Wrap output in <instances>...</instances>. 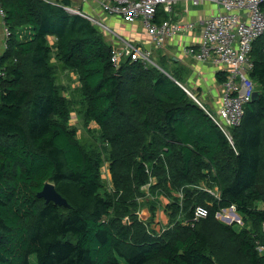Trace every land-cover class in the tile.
Instances as JSON below:
<instances>
[{
    "label": "trees",
    "instance_id": "obj_1",
    "mask_svg": "<svg viewBox=\"0 0 264 264\" xmlns=\"http://www.w3.org/2000/svg\"><path fill=\"white\" fill-rule=\"evenodd\" d=\"M70 4L0 0L9 33L0 55V264H264V34L251 53L260 96L232 144L177 83L179 70L163 58L116 65L99 28ZM169 18L160 8L154 22ZM57 65L77 75L73 98ZM76 105L99 147L71 126ZM46 183L70 208L37 197ZM161 197L169 224L156 232L141 202L153 218ZM231 209L243 227L219 220Z\"/></svg>",
    "mask_w": 264,
    "mask_h": 264
},
{
    "label": "built area",
    "instance_id": "obj_2",
    "mask_svg": "<svg viewBox=\"0 0 264 264\" xmlns=\"http://www.w3.org/2000/svg\"><path fill=\"white\" fill-rule=\"evenodd\" d=\"M181 1H190L194 6L207 2L214 3L225 10L202 22L201 41L198 45L183 49L184 55L199 62L215 63L225 67L226 80L222 83L221 106L215 112L211 111L194 93L181 83H177L208 113L233 144L231 130L241 124L245 108L252 102L257 91L256 84L251 78L254 69L251 53L254 42L264 34L262 10L264 0H110L103 3L102 8L109 15L119 16L129 23L141 20L155 48L162 49L170 39L195 27L193 23H181L171 19L174 6ZM64 8L72 14L90 20L93 24L104 27L103 23L82 11L68 6ZM160 8H164L170 18L157 24L154 17ZM0 14L3 16L1 9ZM8 35L6 29V38ZM125 57L157 66L151 52H141L132 45L126 46L124 50H113L112 61L116 65ZM235 212V209L223 210L218 214V218L225 224H238ZM207 214L208 210L205 207L200 206L196 210L197 218H205ZM259 250L262 252L264 246H260Z\"/></svg>",
    "mask_w": 264,
    "mask_h": 264
},
{
    "label": "crops",
    "instance_id": "obj_3",
    "mask_svg": "<svg viewBox=\"0 0 264 264\" xmlns=\"http://www.w3.org/2000/svg\"><path fill=\"white\" fill-rule=\"evenodd\" d=\"M61 3L65 0H51ZM71 7L90 15L93 19L104 24L103 29L94 24L102 32L106 42L114 50H124L132 45L141 52H151L154 62L160 59L166 61L167 69H178L184 87L189 89L211 111H216L221 106L223 86L219 83L217 75L226 72L225 67L215 63H202L195 58L186 56L183 49L187 46L198 45L201 41L202 22L211 16L225 10L214 3H204L194 6L190 1H181L174 6L170 15L171 19L181 23H193L195 27L191 31L184 32L170 39L162 49L155 48L147 29L141 20L133 23L124 21L119 16L106 13L102 4L110 0H68ZM164 9V8H161ZM169 15V14H168ZM6 47V27L3 16L0 14V55ZM238 217L237 214H234Z\"/></svg>",
    "mask_w": 264,
    "mask_h": 264
},
{
    "label": "rangeland",
    "instance_id": "obj_4",
    "mask_svg": "<svg viewBox=\"0 0 264 264\" xmlns=\"http://www.w3.org/2000/svg\"><path fill=\"white\" fill-rule=\"evenodd\" d=\"M103 29L102 26H99ZM57 73H58V82L60 85L66 88L65 95L68 98H73L74 90L79 86L77 75H75L73 72H70L68 70H64L61 65H57ZM178 69H175L176 71ZM80 107L76 105L75 111L72 113L70 124L78 131V137L81 139V141L84 144L92 145L94 147H99L101 145V140L99 136V132L95 124H90V126H87L85 123L84 118L81 115H78ZM215 112V111H214ZM103 182L108 188H112V180H111V174H110V164L108 161L105 162L103 169ZM145 190H148V187L145 188ZM214 192H217V190H213ZM157 203L156 213L155 216L152 218V215L149 210V206L144 203V201L141 202L142 207L140 210V215L143 220H145L147 223H149L151 229L155 230L156 232H161L163 229H165L169 224V217L168 212L166 211L169 200L161 197ZM237 215L238 213L235 212ZM238 228L244 226L243 219L240 215H238ZM33 260V259H32ZM34 264L35 259H34Z\"/></svg>",
    "mask_w": 264,
    "mask_h": 264
},
{
    "label": "water",
    "instance_id": "obj_5",
    "mask_svg": "<svg viewBox=\"0 0 264 264\" xmlns=\"http://www.w3.org/2000/svg\"><path fill=\"white\" fill-rule=\"evenodd\" d=\"M260 96V92L256 91L253 95L252 102ZM38 198L44 199L47 203L53 202L57 206L70 208L66 199H64L56 190V187L51 183H46L43 190L38 193Z\"/></svg>",
    "mask_w": 264,
    "mask_h": 264
}]
</instances>
